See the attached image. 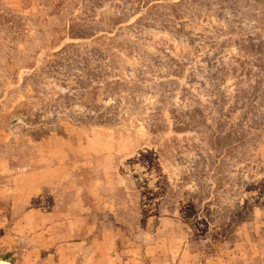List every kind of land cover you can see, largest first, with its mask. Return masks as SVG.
<instances>
[{"label":"rangeland","instance_id":"obj_1","mask_svg":"<svg viewBox=\"0 0 264 264\" xmlns=\"http://www.w3.org/2000/svg\"><path fill=\"white\" fill-rule=\"evenodd\" d=\"M264 264V0H0V264Z\"/></svg>","mask_w":264,"mask_h":264},{"label":"bare ground","instance_id":"obj_2","mask_svg":"<svg viewBox=\"0 0 264 264\" xmlns=\"http://www.w3.org/2000/svg\"><path fill=\"white\" fill-rule=\"evenodd\" d=\"M1 264H11V263H7V262L3 261V262H1Z\"/></svg>","mask_w":264,"mask_h":264}]
</instances>
